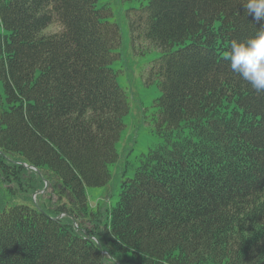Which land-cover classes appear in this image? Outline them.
I'll return each instance as SVG.
<instances>
[{
  "label": "trees",
  "instance_id": "1",
  "mask_svg": "<svg viewBox=\"0 0 264 264\" xmlns=\"http://www.w3.org/2000/svg\"><path fill=\"white\" fill-rule=\"evenodd\" d=\"M145 1L127 18L162 54L160 142L101 211L86 190L109 181L128 112L110 8L0 0V180L25 201L0 206V264H264V92L229 59L264 19L247 0Z\"/></svg>",
  "mask_w": 264,
  "mask_h": 264
},
{
  "label": "rangeland",
  "instance_id": "2",
  "mask_svg": "<svg viewBox=\"0 0 264 264\" xmlns=\"http://www.w3.org/2000/svg\"><path fill=\"white\" fill-rule=\"evenodd\" d=\"M145 0H97V7H108L111 11L109 22L119 27L121 47L118 57L110 68L116 74L118 86L126 96L128 112L123 117L121 134L116 142L117 161L110 166L109 181L98 188L86 190L93 210L114 206L123 178H131L144 155L157 149L160 138L155 134L156 108L154 104L161 96L157 80L149 81L151 67L161 56V52L145 40L133 44L129 32L127 12L146 5ZM7 35L0 26V36ZM0 97L4 102L3 81L0 79ZM6 106V105H5ZM124 172V175L122 173ZM23 194L12 195L5 181L0 180V206L23 204Z\"/></svg>",
  "mask_w": 264,
  "mask_h": 264
},
{
  "label": "clouds",
  "instance_id": "3",
  "mask_svg": "<svg viewBox=\"0 0 264 264\" xmlns=\"http://www.w3.org/2000/svg\"><path fill=\"white\" fill-rule=\"evenodd\" d=\"M247 12L264 19V0H247ZM231 70L238 73L257 92H264V27L247 41H233L229 55ZM108 264H116L110 260Z\"/></svg>",
  "mask_w": 264,
  "mask_h": 264
},
{
  "label": "water",
  "instance_id": "4",
  "mask_svg": "<svg viewBox=\"0 0 264 264\" xmlns=\"http://www.w3.org/2000/svg\"><path fill=\"white\" fill-rule=\"evenodd\" d=\"M38 193L42 194V193H43V191H40V192H38Z\"/></svg>",
  "mask_w": 264,
  "mask_h": 264
}]
</instances>
